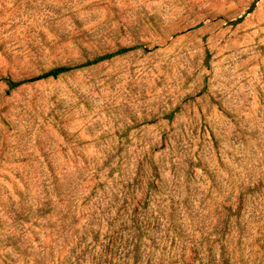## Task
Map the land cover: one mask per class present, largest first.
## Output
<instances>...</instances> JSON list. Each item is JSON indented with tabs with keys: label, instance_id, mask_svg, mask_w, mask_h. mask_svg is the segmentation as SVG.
I'll use <instances>...</instances> for the list:
<instances>
[{
	"label": "rangeland",
	"instance_id": "1",
	"mask_svg": "<svg viewBox=\"0 0 264 264\" xmlns=\"http://www.w3.org/2000/svg\"><path fill=\"white\" fill-rule=\"evenodd\" d=\"M0 264H264V0H0Z\"/></svg>",
	"mask_w": 264,
	"mask_h": 264
},
{
	"label": "trees",
	"instance_id": "2",
	"mask_svg": "<svg viewBox=\"0 0 264 264\" xmlns=\"http://www.w3.org/2000/svg\"><path fill=\"white\" fill-rule=\"evenodd\" d=\"M241 21V18H239L235 23H239ZM135 47H130V48H121V49H118L117 51L115 52H112V53H109V54H106V55H103V56H98L90 61H87L84 66H89V65H94V64H97V63H100L104 60H107V59H110L114 56H118V55H122L124 53H127L128 51L130 50H133ZM205 55H206V61L208 60L210 54L209 52L206 50L205 52ZM72 69H74V67H69V66H62V67H56V68H53L41 75H38L36 77H31V78H27V79H23V80H19V81H14L10 78H6L4 81L6 83V85L8 86L9 89H15L17 87H19L20 85L22 84H26V83H31V82H34V81H37V80H41V79H45V78H48V77H57L59 76L60 74L62 73H65V72H68V71H71ZM172 116V114L170 115V117Z\"/></svg>",
	"mask_w": 264,
	"mask_h": 264
}]
</instances>
